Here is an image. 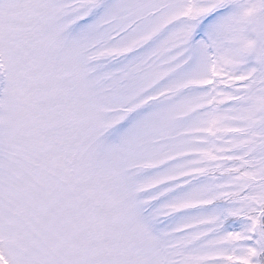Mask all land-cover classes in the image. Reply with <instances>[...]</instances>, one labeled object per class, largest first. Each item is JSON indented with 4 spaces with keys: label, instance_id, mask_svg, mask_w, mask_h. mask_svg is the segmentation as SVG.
Instances as JSON below:
<instances>
[{
    "label": "snow or ice",
    "instance_id": "obj_1",
    "mask_svg": "<svg viewBox=\"0 0 264 264\" xmlns=\"http://www.w3.org/2000/svg\"><path fill=\"white\" fill-rule=\"evenodd\" d=\"M0 264H264V0H0Z\"/></svg>",
    "mask_w": 264,
    "mask_h": 264
}]
</instances>
